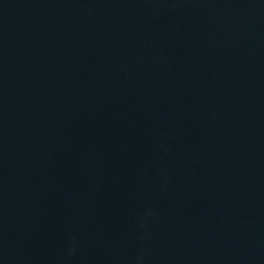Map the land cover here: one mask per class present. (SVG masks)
I'll return each mask as SVG.
<instances>
[{"label":"water","instance_id":"obj_1","mask_svg":"<svg viewBox=\"0 0 264 264\" xmlns=\"http://www.w3.org/2000/svg\"><path fill=\"white\" fill-rule=\"evenodd\" d=\"M0 264H264V0H0Z\"/></svg>","mask_w":264,"mask_h":264}]
</instances>
